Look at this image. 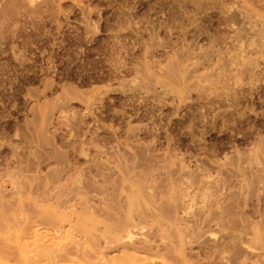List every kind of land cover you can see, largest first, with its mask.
Segmentation results:
<instances>
[{
	"label": "rangeland",
	"instance_id": "rangeland-1",
	"mask_svg": "<svg viewBox=\"0 0 264 264\" xmlns=\"http://www.w3.org/2000/svg\"><path fill=\"white\" fill-rule=\"evenodd\" d=\"M48 263L264 264V0H0V264Z\"/></svg>",
	"mask_w": 264,
	"mask_h": 264
},
{
	"label": "bare ground",
	"instance_id": "bare-ground-1",
	"mask_svg": "<svg viewBox=\"0 0 264 264\" xmlns=\"http://www.w3.org/2000/svg\"><path fill=\"white\" fill-rule=\"evenodd\" d=\"M54 239H55V238H54ZM134 247H136V246H134ZM46 250H47V251L44 252V255H45V256H50L49 248H47ZM64 254H65V253H64ZM55 259H56V258H55ZM56 261H57V260H56ZM45 263H46V262H45ZM48 264H50V263H48Z\"/></svg>",
	"mask_w": 264,
	"mask_h": 264
}]
</instances>
